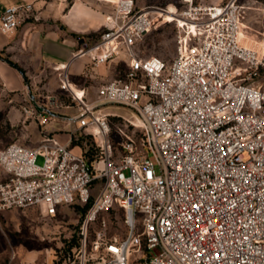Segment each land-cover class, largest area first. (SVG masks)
<instances>
[{
	"label": "built area",
	"instance_id": "1",
	"mask_svg": "<svg viewBox=\"0 0 264 264\" xmlns=\"http://www.w3.org/2000/svg\"><path fill=\"white\" fill-rule=\"evenodd\" d=\"M185 2L171 10L113 1L98 40L72 58L99 67L126 49L125 73L90 100L59 69L73 102L66 107L77 108L65 118L67 139L52 134L0 150V211L37 206L54 217L63 204L92 201L74 264H129L132 250L139 264H264V50L241 42L238 0ZM33 9L5 7L0 30L13 33ZM159 23L175 25L171 62L135 50ZM108 103L128 106L134 118L101 107ZM86 134L95 138L93 158L76 142ZM113 209L123 211L126 233L109 234L101 220L88 239L90 224ZM156 246L162 252L149 253Z\"/></svg>",
	"mask_w": 264,
	"mask_h": 264
},
{
	"label": "rangeland",
	"instance_id": "2",
	"mask_svg": "<svg viewBox=\"0 0 264 264\" xmlns=\"http://www.w3.org/2000/svg\"><path fill=\"white\" fill-rule=\"evenodd\" d=\"M78 1L80 0H66V10ZM81 1L91 15L94 16L101 13L105 16L113 8V0ZM211 1L193 0V3L209 4ZM215 1L224 2L226 0ZM135 2L138 8L147 6L166 7L169 5V8L174 9V5L179 7L187 5L185 0H135ZM238 2L243 10V23L249 33V42L255 45L256 49L262 51L264 49V0H238ZM77 5L85 9L82 3ZM101 31L102 27L87 29L79 34L84 39L86 37V40H95L99 37ZM175 49V25L173 23H159L135 47L137 54L141 57L156 55L167 62H171L174 58ZM128 58L127 50L122 49L119 55L105 64V66H99L98 68H101V70L96 74L99 75V78L104 77L105 80L123 75L127 70ZM26 72L28 74L26 82L33 89V99L36 102L41 101L40 103L47 101L49 110L53 112L56 108L54 109L50 106L56 102L51 98H47L46 95L52 93L56 85H60L57 74L53 73L52 68L44 61L36 62L35 66L31 65ZM60 90L62 92L60 91L59 93L57 103L72 105L71 99L65 95L66 93L61 88ZM80 93L82 92L80 91ZM91 96L96 97V92L91 93ZM21 104L23 106L13 107L11 110L12 116H9L8 109L2 106L0 99V150L15 142L26 146H36L42 139L52 134L59 136L57 134L61 133L64 137L69 136V126L65 129L63 125H51L49 118L40 120L33 115H28L23 109L24 106L34 108V111H37V108L31 106L32 104L28 100ZM101 107H106L105 109L108 111H116L127 117L134 118L133 110L123 104L108 103ZM64 112H66L64 113L66 115L76 114L77 108L70 106L65 108ZM121 123V121L114 120L113 126L117 127ZM76 142L82 146L84 152L87 151V154L93 158L92 155L96 152V145L95 138L92 135L80 136ZM43 161L44 157L38 155L36 162L42 164ZM5 176V172L0 166V181ZM84 212L85 206L77 203L61 205L57 215L54 217H43L37 206L0 211V236L8 249L7 256L4 257L2 264H74L79 239L78 231L83 221ZM123 217V211L120 209L103 212L95 222L90 224L88 239L91 240L93 238L101 220L106 221L109 234H125L127 230ZM18 249L19 252H17ZM161 252L160 246L149 250V253L154 255H159ZM139 257L140 253L132 250L129 254V264H139Z\"/></svg>",
	"mask_w": 264,
	"mask_h": 264
},
{
	"label": "crops",
	"instance_id": "3",
	"mask_svg": "<svg viewBox=\"0 0 264 264\" xmlns=\"http://www.w3.org/2000/svg\"><path fill=\"white\" fill-rule=\"evenodd\" d=\"M29 2L34 6L29 18L23 20L13 33L5 34L0 30L1 103L8 109L9 116H12V108L23 106L21 103L28 100L32 104L30 105L40 112L38 119L49 118L51 125H63L67 129L65 118L68 115L64 114L67 105L57 103L60 85H56L53 92L46 95L56 102L50 106L56 108L52 112L47 101L42 104L41 101L36 102L33 99V89L26 82L28 75L26 70L31 65L35 66L36 62L44 61L52 68L53 73L57 74L59 82V69H66L72 86L76 90H83L88 99H93L91 93L96 92L97 87L109 79L98 77L96 73L100 72L101 68L94 67L90 57L73 59L72 56L81 46L92 45L98 40L99 37L95 40H86L87 38L84 39L79 33L87 29L100 27L103 29L105 16L102 13L91 15L81 0L67 10L66 0H0V15L9 5ZM79 3H82L85 9L77 5ZM209 3L219 2L212 0ZM57 135L60 139H67L61 133ZM6 253L7 246L0 236V264L7 256Z\"/></svg>",
	"mask_w": 264,
	"mask_h": 264
},
{
	"label": "bare ground",
	"instance_id": "4",
	"mask_svg": "<svg viewBox=\"0 0 264 264\" xmlns=\"http://www.w3.org/2000/svg\"><path fill=\"white\" fill-rule=\"evenodd\" d=\"M113 1H115V0H113ZM171 10H174V9L171 8ZM158 11L161 12V10H158ZM170 12H172V11H170ZM165 15H166V16H170L169 13H166ZM170 19L172 20L173 18H170ZM180 21H182V20H180ZM161 26H162V25H161ZM240 35H241V42H242L244 45H246V46H248V47L256 48L255 45H253V44H251V42H249V33L246 31V26L244 25V23H242V25H240ZM261 49H262V48H261ZM262 50H264V49H262ZM73 88H74V87H73ZM74 90H75L77 93L81 94L80 91H77L75 88H74Z\"/></svg>",
	"mask_w": 264,
	"mask_h": 264
},
{
	"label": "trees",
	"instance_id": "5",
	"mask_svg": "<svg viewBox=\"0 0 264 264\" xmlns=\"http://www.w3.org/2000/svg\"><path fill=\"white\" fill-rule=\"evenodd\" d=\"M76 143V142H75ZM96 150V148H95ZM87 152V151H86ZM96 153V152H95ZM93 156V155H92ZM92 158V157H91ZM92 201H90L89 203L85 204V205H82V206H85V212H84V215L86 213V211L88 210V208L90 207ZM84 218V217H83ZM79 237V236H78ZM78 246H79V239H78Z\"/></svg>",
	"mask_w": 264,
	"mask_h": 264
}]
</instances>
